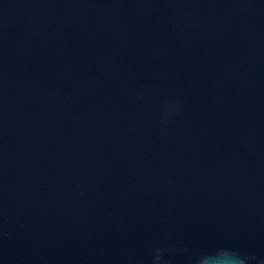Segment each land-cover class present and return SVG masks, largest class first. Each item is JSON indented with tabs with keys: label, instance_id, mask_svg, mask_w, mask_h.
Listing matches in <instances>:
<instances>
[{
	"label": "water",
	"instance_id": "obj_1",
	"mask_svg": "<svg viewBox=\"0 0 264 264\" xmlns=\"http://www.w3.org/2000/svg\"><path fill=\"white\" fill-rule=\"evenodd\" d=\"M0 264H264V0H0Z\"/></svg>",
	"mask_w": 264,
	"mask_h": 264
}]
</instances>
